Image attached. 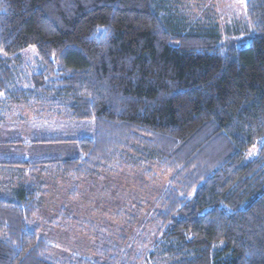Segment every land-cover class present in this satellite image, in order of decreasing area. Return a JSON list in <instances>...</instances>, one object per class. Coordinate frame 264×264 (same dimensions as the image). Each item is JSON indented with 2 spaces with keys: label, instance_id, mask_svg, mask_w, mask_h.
Here are the masks:
<instances>
[{
  "label": "trees",
  "instance_id": "16d2710c",
  "mask_svg": "<svg viewBox=\"0 0 264 264\" xmlns=\"http://www.w3.org/2000/svg\"><path fill=\"white\" fill-rule=\"evenodd\" d=\"M178 4L0 0V107L34 97L94 124L92 137L76 127L38 142L76 145L77 158L4 164L19 169L17 189L0 195V264H129L135 215L115 212L124 223L113 225L58 211L46 223L67 222L92 245V258L63 262L39 215L48 180L112 182L142 164L169 173L146 203L156 238L145 261L159 252L164 264H264V0H245L244 20L226 27L235 42L214 21L186 23Z\"/></svg>",
  "mask_w": 264,
  "mask_h": 264
},
{
  "label": "rangeland",
  "instance_id": "374dc122",
  "mask_svg": "<svg viewBox=\"0 0 264 264\" xmlns=\"http://www.w3.org/2000/svg\"><path fill=\"white\" fill-rule=\"evenodd\" d=\"M175 1L179 3V16L184 18L186 23L207 24L214 21L213 23H217L219 26L224 40L228 38L224 34L226 27H231L243 21L246 14L245 0ZM228 41L235 42L236 38L231 36L228 38ZM24 57V64L34 65L35 53L27 52ZM31 74L29 73V75ZM27 85L28 87H24L25 90L34 91L31 76H29ZM10 91L11 88L6 84L2 92L7 95ZM32 94V96H38L37 93ZM33 98L28 99L25 106L29 108H42V112L45 113L43 117L49 120L46 131L50 135V140L51 136L62 140L65 137L61 136L70 135L71 132L76 130V127H79L80 136H93V122L67 121L66 117H58L57 111L54 107H51L50 103L38 104L33 101ZM64 116L66 115L64 114ZM34 117H37V115ZM71 138L69 136L66 137V139ZM66 146L68 147L52 144L49 147L56 148V152L50 154V151L54 149L48 148L43 154L45 156L48 153V157H52V159H60L62 157L77 158L78 153L74 150L76 145ZM137 167V170L132 174L124 171L119 174H112L115 178L112 182H109L110 179L108 178H105L107 181L104 179H89L79 183H75L73 180L58 178L46 182L45 190H50V192L43 198L42 211L39 217L42 226L46 227L48 241L52 246L51 257L53 259L63 262L65 259L75 255L92 258V254L90 253V248L92 247L90 244L91 240L87 237V234H79L74 226L68 225L67 222H62L60 227H58V223L54 227L46 223L48 218L54 216L58 211L67 208L73 212L74 217H77V221H109L113 225L124 223L122 218L119 220L112 218L111 215L115 212L135 215L136 222L131 229L132 232L129 239L130 244L138 252L139 259H136L138 256L134 255L129 264H151L149 259L145 261L143 256L146 251L150 252V245L156 238V229L154 224L152 225L148 222L151 215L147 211L150 207L146 203L155 205L159 193L167 187L169 173L163 172L158 165L150 166L149 169L151 170L148 173L143 164L137 165ZM75 222L71 224L74 225ZM155 258H157V264H164L166 262L159 252H157Z\"/></svg>",
  "mask_w": 264,
  "mask_h": 264
},
{
  "label": "crops",
  "instance_id": "0c3cea01",
  "mask_svg": "<svg viewBox=\"0 0 264 264\" xmlns=\"http://www.w3.org/2000/svg\"><path fill=\"white\" fill-rule=\"evenodd\" d=\"M25 105L26 103H21L6 108L0 107V195L5 198H10L8 190H11V182L17 181L16 171L19 168L4 164L32 161L35 155L40 156L36 160L48 159V153L44 156L43 152L47 151L49 146L38 142L50 140L46 131L49 120L43 117L45 113L41 107L29 108ZM35 115L37 117H34ZM15 183L13 190L17 189Z\"/></svg>",
  "mask_w": 264,
  "mask_h": 264
}]
</instances>
